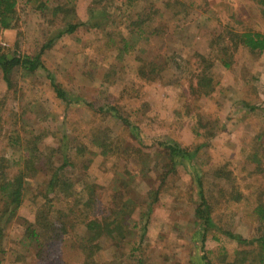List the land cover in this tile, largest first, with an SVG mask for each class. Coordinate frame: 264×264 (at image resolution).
Returning <instances> with one entry per match:
<instances>
[{"label": "rangeland", "instance_id": "obj_1", "mask_svg": "<svg viewBox=\"0 0 264 264\" xmlns=\"http://www.w3.org/2000/svg\"><path fill=\"white\" fill-rule=\"evenodd\" d=\"M40 1L46 2L44 11L37 9ZM70 2L73 11L66 18L82 24L44 50L66 21L54 6L65 5L66 10L67 0H19L13 28L0 30L1 51L20 58L40 53L73 99L65 104L57 98L41 69L15 71L11 87L0 74V156L9 161L5 165L24 153L14 143L18 136L33 139L40 133L37 147L45 160L51 147H58L75 162L62 169L73 195L50 193L52 210L61 213L51 211L49 218L55 225L64 220L66 235L60 240L46 232L38 241L28 237V224L48 205L44 194L49 177L38 172L25 182L23 201L4 228L0 264H84L77 241L84 235L82 221L106 215L126 194L137 203L128 219V236L120 246L102 238L94 264H192L203 256L211 264H225L237 258V250H252L254 245L238 244L225 232L253 240L263 228L254 210L264 204V54L249 52L240 34L251 32L258 19L264 31V5L259 0ZM201 76L209 79L211 91L201 88ZM101 106H115L137 126L142 142L119 118L96 110ZM94 137L108 146L105 150L111 148L108 154L93 145ZM160 139L198 149L194 161L204 175L217 225L203 241L194 214L197 187L183 166L162 182L144 232L143 221H138L139 210L150 202L147 193L166 171L157 148ZM81 146L84 155L77 151ZM63 151L54 155L53 168L62 163ZM218 168L228 178L216 177ZM120 176L124 184L116 201ZM87 186L96 189L92 207L75 201ZM257 252L248 254L245 264H257Z\"/></svg>", "mask_w": 264, "mask_h": 264}, {"label": "trees", "instance_id": "obj_2", "mask_svg": "<svg viewBox=\"0 0 264 264\" xmlns=\"http://www.w3.org/2000/svg\"><path fill=\"white\" fill-rule=\"evenodd\" d=\"M19 0H0V30H5L9 28H13L14 21H16L17 15V3ZM26 4L30 3L34 0H22ZM37 1V0H35ZM71 0H67V5L69 8L65 10V5L57 4L54 6V13L61 12L65 14V24L62 28L56 30L54 38L48 40L43 46L42 50L46 47H50L54 41V39L63 36L64 34L73 33L82 23L80 22H71L66 18V14L73 11ZM132 1V0H129ZM261 5H264V0H259ZM37 9H41L44 11L46 9V2L40 1L37 5ZM240 38L242 44L247 46L250 49H259L264 50V35L258 32H243L240 34ZM41 54L38 53L32 57H24L20 58L18 55L9 56L7 53H4L0 50V74L2 80L6 83L7 87H11L12 85V76L17 70H24L27 73L37 72L38 70H43L46 72V77L48 78L50 85L56 95L57 98L61 99L65 104H71L73 102L72 95L68 94L56 81L55 76L44 66L41 61ZM202 57V56H200ZM224 65L228 66L229 63L224 62ZM199 84L203 87H208L211 91V83L206 76H201L199 79ZM77 97V96H75ZM79 99V98H78ZM91 105V104H90ZM254 109V107H252ZM99 112L109 113L114 118H119L123 125L126 126L127 129L134 135V138L139 143L142 142L137 126L129 121L127 118L123 117L117 110L115 106H110L108 108H104L103 106L96 109ZM43 133L38 134L33 139H22L18 136L14 141V143H18V145L22 146V150L24 151L23 155L17 159L11 160L12 164L10 166H6L5 164L9 161L6 160L5 157L0 156V263L1 256L4 254V250L1 248V241L3 237V231L7 223L11 221L12 218L15 217L17 209L20 207L23 201V194L26 190L25 182L28 180H32L33 177L41 172L47 175L48 181L45 187L46 199L48 201V205L46 208L40 209L38 218H36L34 224H28L26 231L28 233V237H30L34 241H38L40 237L47 236L51 239H62L66 233L68 232V228L66 226L65 221L61 220L60 224L55 225V223L51 222L49 218V214L51 211H56V213H61L59 210H52L53 208V199L50 197V193L59 194L63 196L73 195L72 183L69 180V177L62 172V169H66L71 166H75V162L72 158L67 155V153L58 147L55 149L51 147L48 156H46V160L42 157V152L39 151L37 147V142L41 140L43 137ZM95 138V137H94ZM93 138V145L95 147L101 148L103 154H108L111 148H108V151L105 150L108 146L103 142H100L97 138ZM13 143V142H12ZM63 145V144H62ZM157 148L160 150L159 152L163 156V165L166 168L164 175L162 176L161 183L157 186L156 189H150L147 193V197L150 202L146 206L145 209L139 210V219L142 222V230L143 232L146 230L149 215L152 210V205L159 198V191L162 182L165 181L166 176L174 172L177 166H183L189 170V173L192 177L193 182L197 187V195L199 197V201L197 207L195 208L194 214L196 219L199 221V232L198 235L203 241L206 238V233L209 229L217 228L213 217L211 215V206L208 201V197L206 195V191L204 189V175L197 169V165L194 161L196 158L198 149L188 150L185 147H182L176 141L172 139H163L157 141ZM58 151H63L61 153L62 163L53 168V158ZM77 151L84 155V148L77 147ZM44 159L45 161H42ZM18 166V167H15ZM216 177L222 179V176L228 178V173L224 170L218 168L213 172ZM33 176V177H32ZM121 177L117 179V183L114 186V194L113 198L117 199L121 196V185L123 182H120ZM131 180V176L129 177ZM128 187V186H127ZM127 197L124 199H120L119 203H115L111 206L107 211L106 215L97 217L90 216L86 221H82L84 225V235L77 239L79 248L83 251L84 254V264H94V256L97 252H99L101 248V239L107 237L111 239L114 244L120 246V243L125 240L128 236V219L131 217L132 213L135 211L137 203L133 201L130 195L126 194ZM118 196V197H117ZM96 189L94 186H87L85 188L80 189V193L78 198H75L77 205H83L92 207L96 201ZM235 198H240L238 194L235 195ZM77 209H80L76 206ZM75 209V208H74ZM72 211V209H71ZM255 213H257L258 218L261 221L263 226L261 234L253 240H246L241 235L233 234L229 231L225 232L228 237L236 240L238 244H247L254 245L252 250L248 251L246 249H240L235 252L237 258L232 261L226 262L225 264H245L247 262L248 254L254 252L258 249L257 252V264H264V204H258L255 208ZM132 221V227H136L137 220ZM73 227V224L70 225ZM143 235V233H142ZM204 257V256H203ZM203 257H200L194 261L192 264H211L210 261L204 260ZM254 260H251L249 263H253ZM113 263L114 261L111 260ZM111 264L110 262H108Z\"/></svg>", "mask_w": 264, "mask_h": 264}, {"label": "crops", "instance_id": "obj_3", "mask_svg": "<svg viewBox=\"0 0 264 264\" xmlns=\"http://www.w3.org/2000/svg\"><path fill=\"white\" fill-rule=\"evenodd\" d=\"M257 23H258V26H256V25L253 26L252 25L253 26L252 27L253 29H251L249 31H251V32H258V33L264 35V31L263 30H260V28H259L261 25H263L262 22L260 21V19H258ZM248 50H249V52L251 51V52H256V53H262V54H264V50L261 51L259 49H250V48H248ZM262 97H264V94H263Z\"/></svg>", "mask_w": 264, "mask_h": 264}]
</instances>
